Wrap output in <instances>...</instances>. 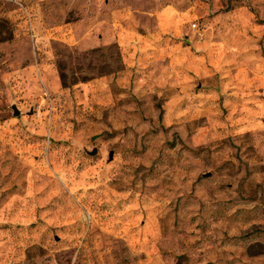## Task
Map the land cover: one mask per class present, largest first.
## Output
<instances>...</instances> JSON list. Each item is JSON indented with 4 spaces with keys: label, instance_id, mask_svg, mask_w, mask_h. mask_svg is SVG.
Masks as SVG:
<instances>
[{
    "label": "rangeland",
    "instance_id": "1",
    "mask_svg": "<svg viewBox=\"0 0 264 264\" xmlns=\"http://www.w3.org/2000/svg\"><path fill=\"white\" fill-rule=\"evenodd\" d=\"M157 1L140 49L0 0V264H264V0Z\"/></svg>",
    "mask_w": 264,
    "mask_h": 264
},
{
    "label": "crops",
    "instance_id": "2",
    "mask_svg": "<svg viewBox=\"0 0 264 264\" xmlns=\"http://www.w3.org/2000/svg\"><path fill=\"white\" fill-rule=\"evenodd\" d=\"M32 2L35 25L38 26L36 32H73L75 23L70 21L66 20L57 26L53 23L44 25V22H47L49 16H53L55 6L63 4L66 7L63 11L66 12L68 6L77 4L74 0H32ZM81 3L83 9L81 22L85 24L86 32L97 29L99 32H107L100 34L99 42L109 41L112 37L123 39L124 42L129 38H135L139 40L140 49L147 47L149 42L148 37L141 32H161L158 29H151L149 21L152 19L157 22L170 21L173 11L171 3L163 4L157 0H81ZM159 4L160 6L156 8L155 6ZM96 6H98L97 10ZM129 61L135 60L131 58Z\"/></svg>",
    "mask_w": 264,
    "mask_h": 264
},
{
    "label": "built area",
    "instance_id": "3",
    "mask_svg": "<svg viewBox=\"0 0 264 264\" xmlns=\"http://www.w3.org/2000/svg\"><path fill=\"white\" fill-rule=\"evenodd\" d=\"M191 25H192V27H193L197 32L201 33L200 25H199V23H198L196 20H194V21L191 23Z\"/></svg>",
    "mask_w": 264,
    "mask_h": 264
},
{
    "label": "water",
    "instance_id": "4",
    "mask_svg": "<svg viewBox=\"0 0 264 264\" xmlns=\"http://www.w3.org/2000/svg\"><path fill=\"white\" fill-rule=\"evenodd\" d=\"M14 108H15V113H19V108L17 106H15Z\"/></svg>",
    "mask_w": 264,
    "mask_h": 264
},
{
    "label": "trees",
    "instance_id": "5",
    "mask_svg": "<svg viewBox=\"0 0 264 264\" xmlns=\"http://www.w3.org/2000/svg\"><path fill=\"white\" fill-rule=\"evenodd\" d=\"M61 75H62V77L64 79V76H65L64 72H61ZM64 84L66 85L65 81H64Z\"/></svg>",
    "mask_w": 264,
    "mask_h": 264
}]
</instances>
